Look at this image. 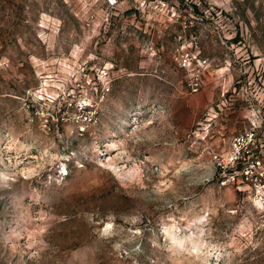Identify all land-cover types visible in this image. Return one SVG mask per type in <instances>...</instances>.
<instances>
[{
    "label": "rangeland",
    "instance_id": "rangeland-1",
    "mask_svg": "<svg viewBox=\"0 0 264 264\" xmlns=\"http://www.w3.org/2000/svg\"><path fill=\"white\" fill-rule=\"evenodd\" d=\"M262 14L0 0V264H264Z\"/></svg>",
    "mask_w": 264,
    "mask_h": 264
},
{
    "label": "built area",
    "instance_id": "built-area-1",
    "mask_svg": "<svg viewBox=\"0 0 264 264\" xmlns=\"http://www.w3.org/2000/svg\"><path fill=\"white\" fill-rule=\"evenodd\" d=\"M109 3H115L117 0H108ZM256 2L258 3V5L261 7L262 11H263V14H262V18L264 20V0H256ZM257 132L255 130V126H251L246 132H245V135L242 136L246 142H250L251 144H254L253 146V157H252V161H251V166L253 167H257L259 168L261 165V162H262V158L255 154V152L257 151H262L261 148H257V146H261V143H257ZM259 194H261V198L263 199L264 201V186L259 188Z\"/></svg>",
    "mask_w": 264,
    "mask_h": 264
}]
</instances>
